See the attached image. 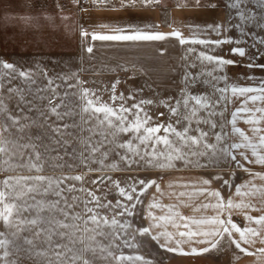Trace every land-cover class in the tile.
Listing matches in <instances>:
<instances>
[{
    "label": "snow or ice",
    "instance_id": "obj_1",
    "mask_svg": "<svg viewBox=\"0 0 264 264\" xmlns=\"http://www.w3.org/2000/svg\"><path fill=\"white\" fill-rule=\"evenodd\" d=\"M79 4L80 0H74ZM93 6L97 7H116L112 0H90ZM162 0H118V7L121 9H129L135 7L158 6ZM244 0H232L228 7L240 9V5ZM259 6L264 8V0H258ZM197 7L215 8L217 5L211 0H194ZM177 6H182L179 3ZM59 7V5H58ZM239 24L235 27L240 28L243 33V25L254 19L253 16L246 15L244 11H237ZM67 19V17H64ZM264 27V23L260 25ZM107 27V25H101ZM158 25L147 23L143 25H126L117 26L110 33L90 32L81 29V37L91 36L93 41H121V42H157L165 41L169 38H175L181 46L184 45H200L208 51H199L197 60L200 65L205 64L213 66V72H223L225 66L235 65L238 62L225 59L222 56L212 55L218 48L225 44H232L234 41L230 37L221 39H211L209 32L220 36L222 32H227L228 27L220 23L199 25L194 21L188 23L189 36H185L179 28H173L168 33H162L155 30ZM148 29H152L151 31ZM236 44L241 41L236 40ZM264 45V40H260L252 45ZM88 53H92L93 48L89 46ZM197 50L193 47L187 48L188 53H194ZM230 54L244 57L246 52L244 47H232ZM196 63H191L190 67L195 68ZM75 77V73L70 74ZM204 73H198L196 76L189 71L185 72L184 83L185 88L189 85L195 86L199 81V77ZM211 77V82L205 80L204 83H211L212 94H193L192 92H184L182 100H177L174 107H170V112L177 117L176 124L182 121L187 122V126L183 130H177L173 124L167 126L156 125L149 126L151 117L144 111L142 105L153 103L152 100H140L133 103L131 108L121 103L119 107H113L107 103L100 102V98H89L90 90L87 88L77 95L73 93L74 100L69 103L68 92L60 94V84L56 80L62 79L67 82L69 75L63 77H49L47 71L36 69H20L14 63L4 62L0 60V166H5L8 171H16L18 169H27L28 172L41 173L49 166L47 160L50 149L57 154V163L55 168L70 167V164H61L63 159L59 155L63 150L67 156L71 151V155L75 157V144L68 143L69 124L65 121L67 117H71L75 112L83 124L89 125L88 131L91 133L87 139L82 140L83 148L81 156L84 163L88 162L89 156H95L100 153L107 158L108 151L113 150L112 145L116 149H124L125 152L120 156L122 161L129 164L144 162V166L156 168H173L179 161L185 165H192L200 168H209L218 166L221 163L235 162L236 166L249 172L251 179L245 181L244 184L235 187V195L239 197V202H234L231 197L225 202L221 193L210 191L208 188H195L192 192H180L179 196H187L191 199L194 196L211 197L215 199V203L201 204L202 209H213L215 214L212 216H201L200 218H191L181 215L175 210V205H161L158 201L149 204V208H167L165 215L155 216L151 211L148 212V218L156 223L150 227H163L165 230L153 235L149 227H137L136 232L141 237H151L160 248L167 252L174 253L179 256L192 257L203 256L213 251H223L224 244L234 245L235 249L240 253L251 255L247 248L242 245L251 246L259 240L264 243V214L254 217L245 210H256L257 200L264 206V174L251 173L250 169L245 168L239 160L237 154L249 163L264 165V128L259 125L264 121V106H255L257 101L264 102V82L258 86L241 87L228 83L227 75L214 76L212 72L206 74ZM46 81V83H44ZM224 82V86L220 87V82ZM80 81L77 79V84ZM120 81L117 80L112 84L113 102L124 101L123 93L119 96L115 94L116 86ZM74 85L68 84V88ZM255 93V95H249ZM244 99L241 101L239 108L231 112V119H223L224 111L227 103L233 98ZM130 95L128 99H132ZM171 99V98H169ZM251 101L254 107H248ZM164 103V101H161ZM14 105V106H13ZM181 106L183 112L180 111ZM219 109V110H218ZM135 110V112H133ZM143 113V115H142ZM201 113L205 115L201 116ZM257 113L260 115L257 116ZM244 114V115H242ZM129 115L133 116L129 120ZM163 115V113H161ZM220 117V121L212 119ZM55 117V121L52 120ZM86 117V118H85ZM244 119V122L253 125L249 137L236 126L237 119ZM96 121L95 125L92 121ZM195 124V128L192 125ZM208 125L209 131L201 128V125ZM231 125L230 132L226 130L227 125ZM73 128L76 131L83 132L84 129L79 128L73 120ZM219 128V131H215ZM163 129L164 135H157ZM195 131L196 135H190ZM133 133V139L126 143L117 144L115 138L120 133ZM75 134V132L73 133ZM99 136L100 139H94ZM172 137H175L173 139ZM209 137L214 138V142H209ZM232 137H239V142H229ZM52 140L55 141L53 145ZM133 140L138 141V145L133 144ZM255 141V142H254ZM139 145H143L145 151L141 154ZM163 145V148H159ZM250 150V159L245 151ZM129 153L138 157V160H132ZM87 154V155H85ZM119 155V153H117ZM67 179L81 180L80 176L75 177H51L41 174L30 175H10L0 181V221L7 229L0 231V249L3 250L0 255V261L4 264H93L92 260L85 256V253L91 252L93 258L96 257V248L92 247V243L97 235H105L101 229V219L103 224L107 226H119L125 232L133 226L134 221H125L120 224L118 220L113 218L111 222L107 218L98 219L96 214L91 215L88 220L96 225L93 229L84 228L85 234L91 232L94 235H77L81 229L77 224L69 223V220H79V216H70L65 207H60V199L62 198L63 189L61 185ZM213 179L219 180V176ZM259 179L262 183L257 184L253 181ZM210 180H203V185H209ZM95 183V181H93ZM143 185L140 193L135 197L140 202V195H143L150 187L155 185L157 192H161L160 185L155 180L138 181ZM224 185H228L229 180L223 181ZM119 187V185H116ZM171 187V185H170ZM132 192H136V188H132ZM119 193L128 201H133L134 197L131 193L119 188ZM55 195L58 199L49 201L46 198ZM94 201L97 198L89 193ZM98 202V201H97ZM111 203V202H109ZM108 207V204L102 205ZM114 207H122L120 201L117 200ZM136 204L131 205L135 209ZM233 209L241 210L248 226L240 227L231 218ZM199 210V209H198ZM88 212L93 209L88 208ZM127 213L128 216H134L132 210L124 207L119 215ZM228 213L227 218L224 214ZM60 216L63 219L59 218ZM171 224L173 228L180 229L176 233L167 231V225ZM255 225V227L251 226ZM8 234L12 239L8 238ZM234 234H239V239L234 238ZM179 239H176V237ZM115 236V239H120ZM88 241V243H86ZM124 243L128 246H137L129 244L127 240ZM143 243V242H141ZM82 245V247H77ZM185 245H188L187 250ZM192 245H203L196 247ZM100 253H104V247L99 248ZM261 256H264V248L258 249ZM108 255H112L110 252ZM12 259L9 260L8 257ZM235 256V254H234ZM116 260H132L141 261L142 264H153L152 260H146L143 256L115 257Z\"/></svg>",
    "mask_w": 264,
    "mask_h": 264
},
{
    "label": "crops",
    "instance_id": "obj_2",
    "mask_svg": "<svg viewBox=\"0 0 264 264\" xmlns=\"http://www.w3.org/2000/svg\"><path fill=\"white\" fill-rule=\"evenodd\" d=\"M217 6L211 7H197L194 3H179L177 4H160L158 6L149 7H135L129 9H121L118 7V0H112L116 7H97L93 6L90 0H82L78 4V10L76 14V31L81 39L79 47L71 50L68 47H55L54 44H45L44 48L36 47L35 44H18L16 49L12 51L17 52H43V53H58L73 51L75 58L73 59H32V60H16L15 65L20 69H40L47 71L49 77L69 75L67 82L62 79L56 80L57 84H60V94L68 92L69 103L71 104L74 100L73 93L77 95L82 89L87 88L90 90L89 98L96 99L100 98V102L107 103L113 107H119L121 103H124L126 107L131 108L133 103H138L140 100H152L153 103L142 105L144 111L152 118L149 126L169 124V98L170 92H175L185 87L184 75L186 71L191 72L193 75L195 69L198 67L206 68L212 65H200L197 60L198 52L208 51V49L201 48L200 45H184L181 46L175 38H169L165 41L157 42H121V41H93L91 36L81 37V29L88 30L90 32L98 33H110L111 30L117 26L126 25H143L152 23L158 25L155 29L162 33H168L173 28H179L184 35L187 37L190 35L188 23L194 21L199 25L216 24L220 23L225 27H228L227 32H222L220 36H216L214 33L209 32L211 39H221L226 37L242 36V37H264V27L260 25L264 23V8L259 6L258 0H244L240 5V9H233L228 7L232 0H211ZM244 11L246 15L254 17L250 22H245L240 28L235 27L239 24V17L237 11ZM36 17V15H35ZM38 17H36L37 19ZM54 17L53 14L45 16L44 20H50L47 31L53 33L54 37L57 35H66L65 32L55 33L54 29ZM38 21V20H36ZM35 25V20H34ZM33 25L34 34L39 36L42 35L41 29ZM40 25V24H38ZM37 25V26H38ZM101 25H107V27H101ZM7 25L5 24V27ZM62 28V25L59 29ZM66 29V27H64ZM152 30V29H148ZM5 43L1 44L0 49L5 52H9L10 49L6 45L8 41V35L4 39ZM53 46V47H52ZM91 46L93 48L92 53L87 52V48ZM228 44L222 45L215 52H211L212 55L222 56L226 59ZM193 47L197 51L194 53H188L187 48ZM38 56V55H36ZM35 56V57H36ZM41 56V55H39ZM53 56V55H52ZM56 56V54H55ZM42 57V56H41ZM92 57V59H89ZM46 58V57H45ZM9 62V61H4ZM196 63V67H190L191 63ZM10 63V62H9ZM75 73V77L70 74ZM122 73H125L126 77H122ZM77 79L80 81L77 84ZM117 80L120 81L116 86L115 94L119 96L123 93L125 100L112 101V84ZM46 83V81H44ZM68 84L74 85L73 88L69 89ZM132 99H128L129 96ZM249 95H255L250 93ZM243 97L238 98L232 107L229 109L226 120L231 119V112L236 108H239ZM164 101V103H161ZM14 106V105H13ZM255 106H264V102L257 101ZM248 107H254L251 101L248 102ZM135 112V110H133ZM163 113V115H161ZM143 115V113H142ZM244 115V114H242ZM260 114L257 113V116ZM86 118V117H85ZM129 120L133 119L132 115H129ZM55 121V117H52ZM73 120L79 128L84 129L83 132L76 131L73 128ZM69 124L68 143L75 144L76 152L75 157L71 155V151L67 156L64 155L63 150H60L59 155L63 157L60 161L61 164H70V167L55 168L57 163L56 152L50 149L47 160L50 162L49 166L45 168L41 173L28 172L27 169H18L16 171H8L5 166H0V181L10 175H34L41 174L51 177H75L80 176L81 180L67 179L61 185L62 198L60 199V207H65V201L67 205L66 211L73 213V216H79V220H71L72 223L77 224L81 229L77 235H94V233L83 232L84 228L93 229L96 225L90 221L85 224L88 218L96 214L98 219L107 218L109 222L113 218L118 220L120 224H124L125 221H134L133 226L128 228L125 232L118 225L107 226L103 224L101 219V229L105 235H97L96 239H115V236H120V239H138L136 232L137 228V202L135 197L136 192H132V188L136 187L135 181L137 180H155L160 185L161 192H157L155 185L150 187L145 196L142 199L139 211L140 221L142 227H149L153 235L158 232H162L165 229L163 227H150L155 221L148 218V212L151 211L155 216L165 215L167 208H149V204L153 201H158L161 205L169 206L175 205V210L181 215L200 218L201 216H212L215 214V210L202 209L201 204L215 203V199L207 196L198 197L194 196L189 199L187 196H179L180 192H192L195 188H208L210 191H219L225 202L229 197L234 202H239V197L235 195V187L237 185L244 184L245 181L251 179L249 172L243 171V169L236 166L235 162L222 166L218 169H205V168H193V167H181V168H156L151 166H144V162L139 163H127L120 159V156L124 154V149H116L115 145H112V149L108 151L107 158H104L100 153H96L95 156H89L88 162L84 163L83 156H81V149L83 148L82 140L87 139L91 134L88 131L89 125L82 123L80 116L75 112L72 113L71 117H67L65 121ZM95 120L92 124L95 125ZM236 126L245 132L249 137L253 136L251 128L253 125H249L244 122V119H237ZM264 128V121L259 125ZM226 130L230 132L231 125L226 126ZM75 132V134H73ZM157 135H164L163 129ZM94 139H100L99 136ZM133 139V133H120L115 141L117 144L126 143L128 140ZM229 142H239V137H232ZM255 142V141H254ZM53 145L55 141L52 140ZM134 145H138L139 142L133 140ZM159 148H163V145H159ZM141 154L145 151L143 145H139ZM245 151L250 159H254L251 156L250 150L241 149ZM119 153V155H117ZM87 155V154H85ZM129 157L132 160H138L139 158L129 153ZM237 160L244 165L245 168L250 169L251 173H262L264 174V165L249 163L237 154ZM232 166H229L231 165ZM221 172L224 174H236L237 177L234 181L230 182V187L224 185L222 179H213ZM210 180L209 185H203V180ZM95 181V183H93ZM254 183H262L259 179L253 181ZM119 185L117 187L116 185ZM171 185V187H170ZM119 188H124L126 192L131 193L134 197L133 201H128L124 196L119 193ZM97 198L94 201L92 196ZM49 201H55L58 198L55 195H50L46 198ZM117 200L120 201L122 207H114ZM111 202V203H109ZM256 203V210H245L248 214L258 217L264 214V206H262L257 200L253 201ZM135 203V209L131 208V205ZM108 204V207L102 205ZM124 207H128L133 211L134 216L130 217L125 213L119 215L118 213L124 210ZM93 209V212H88L87 209ZM199 209V210H198ZM228 213L224 214V218H227ZM63 219V217H59ZM232 220L237 223L240 227L248 226V222L245 220L241 210L233 209L231 211ZM255 227V225H251ZM167 231L176 233L177 231L184 230L183 228L176 229L168 224ZM234 238L239 239V234H234ZM148 239H151L148 236ZM176 239H179L177 236ZM159 249L165 253L164 258L160 264H264V256H261L258 249L264 248V243L256 240L254 244L242 245L247 248L251 255L240 253L239 250L235 249L234 245H229L227 242L224 244L223 251H213L212 253L204 254L203 256H192L184 257L174 253L167 252L152 241ZM196 247H202L203 245H192ZM187 250L188 245L184 246ZM105 255L106 253H100ZM235 254V256H234ZM120 264V263H119Z\"/></svg>",
    "mask_w": 264,
    "mask_h": 264
},
{
    "label": "rangeland",
    "instance_id": "obj_3",
    "mask_svg": "<svg viewBox=\"0 0 264 264\" xmlns=\"http://www.w3.org/2000/svg\"><path fill=\"white\" fill-rule=\"evenodd\" d=\"M82 2V0H80ZM204 2V0H202ZM177 3H194V0H162L161 4H177ZM59 5V7H58ZM78 10V4L74 2V0H0V47L2 43H5V38L8 35V41H6V45L9 47L10 51L5 52L0 49V60L9 61L10 63L16 62V60H32V59H74L75 55L73 51L66 52H58V53H43V52H17L12 51L16 49L18 44H35L36 47L44 48L45 44H54L55 47H68L71 50H74L79 47L81 43V39L76 31V14ZM53 14L54 17V29L55 33L65 32L66 35H57L51 36L49 34L53 33V31L49 32L48 24L51 22L50 20H44L45 16H49ZM38 17L36 19V17ZM64 17H67L65 19ZM35 20V25H34ZM38 20V21H36ZM5 24L7 25L5 27ZM40 24V25H38ZM33 25L39 29H41L42 35L48 34V36H39L38 34H34ZM38 25V26H37ZM62 25V28L59 27ZM66 27V29L64 28ZM234 43L228 44L226 50L228 51L226 54V59H231L237 61L238 63L235 65L225 66L223 72H213V66H207L206 68L197 67L195 69V73L193 76H196L198 73H204L199 77V83L194 87L189 85L188 88H181L178 91L170 92L169 99V109L170 107H174L176 105L177 100H182L184 92H192L193 94H212L211 83H204L205 80L211 82V77H208L206 74L208 72H212L214 76L227 75L228 83L238 85L241 87L258 86L261 82H264V45L257 44L256 47H252V45L260 40H264V37H242V36H234L232 37ZM239 40L241 43L236 44L235 41ZM53 47V46H52ZM232 47H244L245 48V56L240 57L239 55L230 54V49ZM56 54V56H55ZM38 55V56H36ZM41 55V56H39ZM53 55V56H52ZM36 56V57H35ZM46 57V58H45ZM55 57V58H54ZM89 59H92L90 57ZM220 87L224 86V82L221 81L219 84ZM182 89L184 92H182ZM237 98H233L231 102L227 103L226 110L224 111L223 119H226V115L229 109L232 107ZM219 110V109H218ZM183 112V107L180 109ZM201 116L205 115V113H201ZM177 117L173 116L170 112L169 123L173 124L177 130L182 131L183 127L187 126V122L182 121L181 124H176ZM212 119L217 122L220 121V117H213ZM195 128V124L192 125ZM205 131H209L208 125H201ZM215 131H219L217 128ZM195 131L190 132V135H196ZM175 139V137H172ZM209 142H214L213 137H209ZM229 164V163H227ZM226 165V163H221L215 167H209L205 169H218L222 168V166ZM232 166V163L231 165ZM181 167H195L192 165H185L179 161L176 162V166L173 168H181ZM172 169V168H170ZM225 172H221L217 176L220 179L229 180L232 182L237 177L236 174H224ZM137 180L136 183V194L140 193V190L143 188V185L139 184ZM146 183L149 180H144ZM147 192V191H146ZM140 195V202H137V227H141L140 221V205L143 197ZM70 216H73V213H69ZM62 217V216H60ZM72 219L69 220V223H72ZM0 231H5L7 234V229L3 226L2 221H0ZM8 238L12 239L10 234H8ZM127 240L129 244L137 245V246H128L124 243ZM143 242V243H141ZM88 243V241H86ZM92 243V247L96 248V257L93 258L92 253H85V256L92 260L93 264H142L141 261H137L135 259L132 260H122L118 261L115 257L124 256V257H133L143 256L146 260H152L153 264H160L162 259L164 258L165 253L161 249H159L151 239L148 237H141L138 235V239H95ZM77 247H82V245H77ZM104 247L106 249L105 255H101L99 248ZM3 250L0 249V255H2ZM112 255H108V253ZM9 260L12 259L11 256L8 257ZM0 264H4V261H0Z\"/></svg>",
    "mask_w": 264,
    "mask_h": 264
},
{
    "label": "built area",
    "instance_id": "obj_4",
    "mask_svg": "<svg viewBox=\"0 0 264 264\" xmlns=\"http://www.w3.org/2000/svg\"><path fill=\"white\" fill-rule=\"evenodd\" d=\"M124 74H125V73H122V75H121V76H122V77H126V75H124Z\"/></svg>",
    "mask_w": 264,
    "mask_h": 264
}]
</instances>
